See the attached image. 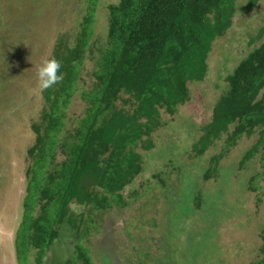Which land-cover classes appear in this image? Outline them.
Wrapping results in <instances>:
<instances>
[{"label":"trees","instance_id":"obj_1","mask_svg":"<svg viewBox=\"0 0 264 264\" xmlns=\"http://www.w3.org/2000/svg\"><path fill=\"white\" fill-rule=\"evenodd\" d=\"M84 1L87 12L77 28L61 34L53 49L51 59L61 63L63 79L43 89L44 107L32 125L35 138L27 149V190L15 237L18 264H28L31 250H37L36 264H43L49 252L58 260V251L63 264H93L81 240L99 226L93 216L77 215L71 206L105 215L129 204L123 192L144 170L139 148H155L152 135L167 130L163 113L174 116L190 100L188 84L205 80L213 43L233 25L237 6L248 14L261 0H119L108 5L107 33L100 40L95 38L98 0ZM86 60L94 69L83 88ZM226 80L211 121L197 136L194 132L191 153L203 155L223 135H228L226 147H232L259 130V140L240 161L243 167L260 148L264 151V42ZM78 92L87 105L70 131L67 111ZM166 147L176 149L167 140ZM222 157L213 159L205 179ZM73 231L80 242L64 253L61 235ZM262 238L261 257L250 264H264ZM110 246L116 257L128 258L118 245Z\"/></svg>","mask_w":264,"mask_h":264},{"label":"rangeland","instance_id":"obj_2","mask_svg":"<svg viewBox=\"0 0 264 264\" xmlns=\"http://www.w3.org/2000/svg\"><path fill=\"white\" fill-rule=\"evenodd\" d=\"M118 1L98 0L96 39L106 35L108 5ZM86 12L84 0H0V264H18L15 237L27 190V149L35 138L32 125L44 107L38 69L51 59L60 35L73 34ZM263 29L264 0L248 14L237 6L233 25L213 43L205 80L188 84L190 100L174 116L163 113L167 130L164 127L152 135L155 148H139L145 154L144 170L123 192L127 206H114L105 215H89L87 207L71 206L77 215L93 216L99 226L81 240L93 264H110V260L114 264H127V260L128 264H155L157 260L158 264H250L261 257L263 149L240 167L243 156L259 140V130L239 138L232 147H226L228 135H223L201 156L191 150L194 132L200 134L212 119L227 75L264 42ZM93 69L94 63L86 60L83 88L90 84ZM86 105L78 92L67 111L68 130H74ZM165 140L176 149L167 150ZM220 154L216 171L205 179ZM177 155L180 159L172 163ZM78 240L74 231L62 234V251H71ZM110 243L128 258L116 257L109 251ZM36 256L37 250H31L28 264H36ZM62 257L61 251L57 252L59 261L49 252L43 264H63Z\"/></svg>","mask_w":264,"mask_h":264},{"label":"clouds","instance_id":"obj_3","mask_svg":"<svg viewBox=\"0 0 264 264\" xmlns=\"http://www.w3.org/2000/svg\"><path fill=\"white\" fill-rule=\"evenodd\" d=\"M39 87L47 89L63 79L61 63L55 58L46 60L38 69Z\"/></svg>","mask_w":264,"mask_h":264}]
</instances>
